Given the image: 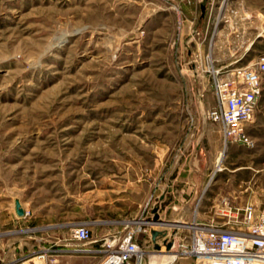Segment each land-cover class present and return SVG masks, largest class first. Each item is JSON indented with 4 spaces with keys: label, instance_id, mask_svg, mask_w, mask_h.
<instances>
[{
    "label": "rangeland",
    "instance_id": "1",
    "mask_svg": "<svg viewBox=\"0 0 264 264\" xmlns=\"http://www.w3.org/2000/svg\"><path fill=\"white\" fill-rule=\"evenodd\" d=\"M201 1L0 0V264H43L61 244L106 258L163 188L202 173L195 209L264 206V125L247 147L207 117L213 79L264 53V0H205L203 15ZM77 225L89 242L70 240ZM143 235L147 264L165 247Z\"/></svg>",
    "mask_w": 264,
    "mask_h": 264
},
{
    "label": "built area",
    "instance_id": "2",
    "mask_svg": "<svg viewBox=\"0 0 264 264\" xmlns=\"http://www.w3.org/2000/svg\"><path fill=\"white\" fill-rule=\"evenodd\" d=\"M264 74V53L249 66H235L223 75L213 79L215 105L207 110V117L219 123L227 142L255 145L247 133L246 124L252 121L256 103L261 95ZM226 197L216 213V220L210 223H191L188 235L180 234L176 228L171 250L191 256L197 264H264V206L256 210L246 203L236 208ZM217 221L220 225H213ZM160 221H147L145 227H131L118 244L117 251L109 254L100 264L116 256L117 264H141L143 250L136 242L138 232H147L154 226H164ZM146 224L151 228H147ZM87 225H77L70 229L72 241H90ZM165 238V237H164ZM80 251L79 248H73Z\"/></svg>",
    "mask_w": 264,
    "mask_h": 264
},
{
    "label": "crops",
    "instance_id": "3",
    "mask_svg": "<svg viewBox=\"0 0 264 264\" xmlns=\"http://www.w3.org/2000/svg\"><path fill=\"white\" fill-rule=\"evenodd\" d=\"M261 87V95L256 103L253 119L245 126L247 133L254 139L255 143H257V136H255V133L257 132L256 127L264 125V74L262 75ZM198 106L201 110L205 107L203 103H199ZM228 143L233 144L232 141ZM176 175L177 176L175 178V182L180 176V172H178V174ZM199 176L200 177L195 181H189L186 179L187 177L183 181L184 178H181V181L184 182L183 184L176 185V183H173V186L171 185L163 188V192L159 195L158 198L164 203L162 206H156L151 209L150 216L153 217L154 215H158V217L162 220L179 221V223L185 222L190 224L193 223V221L200 223H210L216 220V210H214L215 212H211V208H214L216 205L213 206L208 205V203H201L198 210L195 209L194 206H192V200L201 187L204 175L202 173ZM165 193L168 194L167 197H165ZM171 193L172 196L170 195ZM164 227L165 226H159L156 229L161 230L164 229ZM166 229H168V233L171 232L169 230L170 228ZM147 234L148 235H143L144 239L147 238V240H150V242L154 245H158L157 242H162L164 240V236L162 235H158L155 240H153L151 238L150 230ZM93 243L94 241L90 242V244ZM28 246H30V248ZM45 246L46 244L40 243L39 241H37V239L31 238V240L26 243L25 249L37 252ZM59 246L64 247L65 244H61ZM62 247L57 248L56 250L58 251H52L51 254L45 253V256L48 257V255H50L54 258L51 261L47 258L46 261L43 262V264H100L105 258V254L103 251H60L64 249ZM169 264H193V260L187 257H179L175 260L170 261Z\"/></svg>",
    "mask_w": 264,
    "mask_h": 264
},
{
    "label": "water",
    "instance_id": "4",
    "mask_svg": "<svg viewBox=\"0 0 264 264\" xmlns=\"http://www.w3.org/2000/svg\"><path fill=\"white\" fill-rule=\"evenodd\" d=\"M200 11H201V14L203 15L204 11H205V0L201 1L200 2ZM16 212L18 215H22L23 214V210L22 208L20 207V204L18 201H16ZM152 221H160L161 219L158 217V215H154L152 218H151ZM163 225L164 226H170L172 225L173 226V230L170 232L169 235L166 236L167 232L165 230H158V229H151L150 230V234H151V238L153 240H155V238L158 236V235H162V236H166L163 240V244H164V247H165V252H170L171 251V248H172V245H173V242H174V233L176 231V228H175V224L179 223V221H169V220H164L163 221Z\"/></svg>",
    "mask_w": 264,
    "mask_h": 264
},
{
    "label": "bare ground",
    "instance_id": "5",
    "mask_svg": "<svg viewBox=\"0 0 264 264\" xmlns=\"http://www.w3.org/2000/svg\"><path fill=\"white\" fill-rule=\"evenodd\" d=\"M221 154H219L217 156V161L220 160V156ZM174 258V254L170 251V252H165V253H150L149 256V260L147 264H169L170 261H172ZM118 263V259L116 256H112L109 258V261L106 264H117Z\"/></svg>",
    "mask_w": 264,
    "mask_h": 264
}]
</instances>
